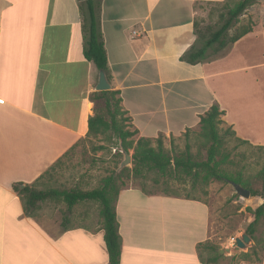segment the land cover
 Wrapping results in <instances>:
<instances>
[{
  "label": "crops",
  "instance_id": "0c3cea01",
  "mask_svg": "<svg viewBox=\"0 0 264 264\" xmlns=\"http://www.w3.org/2000/svg\"><path fill=\"white\" fill-rule=\"evenodd\" d=\"M85 1L0 0V264H108L100 217L84 215L76 224L71 211L64 227L48 232L12 189L36 183L86 137L100 110L91 97L101 92L99 71L84 56ZM225 1L99 0L109 91L119 93L136 139H177L217 103L224 124L247 141L243 123L230 119L221 85L214 91L210 80L218 84L226 75L219 66L228 59L244 60L243 43H250L245 55H251L260 42L250 40L255 31L214 60L194 66L179 60L196 43L197 6ZM253 67L232 72L255 81L247 73ZM115 212L120 264H203L197 247L211 240V228L201 200L127 187Z\"/></svg>",
  "mask_w": 264,
  "mask_h": 264
},
{
  "label": "rangeland",
  "instance_id": "374dc122",
  "mask_svg": "<svg viewBox=\"0 0 264 264\" xmlns=\"http://www.w3.org/2000/svg\"><path fill=\"white\" fill-rule=\"evenodd\" d=\"M240 0H226L222 4L198 5V16L195 21L197 30L205 37L208 31L213 32L222 24V17L229 8H232ZM244 26L253 27L255 35L250 40H259L254 44L251 55L246 56L249 50L247 43H243L240 54L228 59L219 67L226 75L216 80H210V86L214 91L222 87L225 95L224 104L230 112V119L238 121L242 128L240 135L247 138L246 144H240L233 138L226 142V150L230 155V163L225 167L232 173L241 172L245 177L253 176L264 166V0H259L249 8L238 20L235 26L228 32L231 37L239 28ZM234 45L227 47L221 52L214 54L209 52L208 60L226 55ZM254 66L247 73L257 77L255 81L248 79L246 73L232 72L235 68ZM220 80V81H219ZM220 84V85H219ZM102 104V102H101ZM102 106V105H101ZM226 125H222L224 130ZM198 127L189 130L187 139L185 135L172 139L173 147L177 151H183L186 142L191 146L193 154L198 155L201 138ZM162 139V138H161ZM136 140V138H134ZM163 140V139H162ZM155 142V140H153ZM250 141V142H249ZM164 146L170 149V140H163ZM132 156L133 151L128 152ZM204 156V151H200ZM124 155L117 146L116 139L111 133L99 134L81 140L71 151L62 157L56 165L49 168L34 187L38 190L69 191L79 189L90 191L97 189L101 181L112 175L118 174L120 163ZM132 166V165H131ZM131 166L129 168H131ZM118 185L121 189L134 187L143 190L146 194L171 195L181 198L201 200L210 209V228L212 244L217 248H232L235 239L247 234L246 230L253 218L250 210L263 203L256 197L243 198L236 193L231 183L211 182L205 187L191 188L187 178L172 180L162 178L155 172H146L143 177L133 178L123 176ZM72 211V212H71ZM71 212V220L76 224L83 223L84 215L99 218V205L96 202H82L76 204L70 211L62 201L48 200L41 204L40 209L33 213L34 217L46 228L48 232L57 233L64 217ZM70 218V215L68 216ZM250 242L241 254L227 255L220 261L221 264H264V217L255 226V233L249 236ZM203 257L208 256L203 247L200 250ZM246 254V256H242Z\"/></svg>",
  "mask_w": 264,
  "mask_h": 264
},
{
  "label": "trees",
  "instance_id": "16d2710c",
  "mask_svg": "<svg viewBox=\"0 0 264 264\" xmlns=\"http://www.w3.org/2000/svg\"><path fill=\"white\" fill-rule=\"evenodd\" d=\"M258 1L240 0L237 2L226 11L219 28L213 32L208 31L207 37L200 33L194 24L196 43L179 60L192 66L202 64L208 59L209 52L217 54L251 33L253 27L244 26L239 28L233 36L228 35V32L235 26L239 18ZM99 7V0H86L80 8L84 20V56L86 60L96 66L99 72L106 75L107 57L99 26ZM91 97L95 103L99 101L102 104H100V110H97V108L94 110V117L89 120L88 133L84 139L96 137L99 134L111 133L116 139L121 153L133 151L131 168H124L118 174L114 173L104 178L99 188L90 191L79 189L43 191L36 189L34 187L35 183L33 185L13 184L12 189L23 200L24 211L27 215L32 216L35 211L40 209L41 204L48 200L62 201L66 204L68 211L78 203H98L103 241L108 254V264H120L121 238L118 233L115 212V203L121 190L118 181L125 175L140 178L146 172H155L162 178L177 181L187 178L192 189L197 186L205 187L214 181L235 184L247 190L250 197L262 199L263 203L261 205L254 210H250L253 220L246 230V235L253 237L255 226L264 217V166L255 175L247 177L241 172L232 173L226 169L225 166L230 163V155L226 150L227 140L233 138L240 144L248 142L237 138L235 132L229 126H226L227 128L224 130L221 129V126L225 125L222 121L224 111L220 109L217 103H214L203 116H200L198 135L201 138V144L198 155H195L192 153L188 142H186L183 151H177L173 147L172 139H170V149L164 146L161 138L156 139L155 142L146 138L134 140L137 132L129 129V120L121 110V100L118 92L103 91L95 93ZM188 132L189 130L184 134L186 139ZM200 151H204L203 157L200 156ZM59 161L60 159L54 165ZM141 191L144 193L143 190ZM61 225L64 227V218ZM202 247L208 253V256L203 257L200 254ZM218 250L219 248L208 244V242L198 245L197 251L200 262L203 264H220L224 257L218 254ZM242 256H246V254H242Z\"/></svg>",
  "mask_w": 264,
  "mask_h": 264
},
{
  "label": "water",
  "instance_id": "95a60500",
  "mask_svg": "<svg viewBox=\"0 0 264 264\" xmlns=\"http://www.w3.org/2000/svg\"><path fill=\"white\" fill-rule=\"evenodd\" d=\"M96 91H109L110 85L108 84V81L106 79V75L103 72H99L98 77V84L96 86ZM124 159L120 163L118 171H121L124 168H129L132 165V158L130 154L127 151L123 152ZM237 194H239L243 198H249L250 194L247 190H244L243 188L239 187L238 185L232 184ZM250 242V238L246 234H242L241 238L235 239V246L232 248H220L218 250V254L220 256H227V255H238L241 254L243 249L246 247V245Z\"/></svg>",
  "mask_w": 264,
  "mask_h": 264
},
{
  "label": "built area",
  "instance_id": "2783aa9c",
  "mask_svg": "<svg viewBox=\"0 0 264 264\" xmlns=\"http://www.w3.org/2000/svg\"><path fill=\"white\" fill-rule=\"evenodd\" d=\"M133 35H135V32H133Z\"/></svg>",
  "mask_w": 264,
  "mask_h": 264
}]
</instances>
